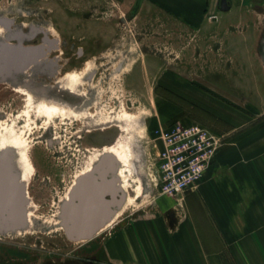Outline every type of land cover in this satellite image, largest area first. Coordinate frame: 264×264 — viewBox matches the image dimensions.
Returning a JSON list of instances; mask_svg holds the SVG:
<instances>
[{
    "label": "rangeland",
    "instance_id": "rangeland-1",
    "mask_svg": "<svg viewBox=\"0 0 264 264\" xmlns=\"http://www.w3.org/2000/svg\"><path fill=\"white\" fill-rule=\"evenodd\" d=\"M215 1L213 12L196 22L154 0H0V45L47 49L18 83H44L71 101L59 79L74 71L85 77V95L74 99H81L74 101L78 112L51 117L37 115L25 93L0 83V137L14 128L34 165L23 184L26 227L0 230V264H115L105 248L109 228L147 214L161 195L154 184L155 128L198 123L223 141L234 128L236 141L245 130H264V0L235 1L229 11ZM227 109L233 120L222 118ZM124 110L145 122L136 130L142 191L132 173L130 199L108 230L71 240L61 219L65 195L105 146L126 133L117 119Z\"/></svg>",
    "mask_w": 264,
    "mask_h": 264
},
{
    "label": "crops",
    "instance_id": "crops-1",
    "mask_svg": "<svg viewBox=\"0 0 264 264\" xmlns=\"http://www.w3.org/2000/svg\"><path fill=\"white\" fill-rule=\"evenodd\" d=\"M154 1L196 22L213 12L216 2ZM235 1L244 6L247 0H230L231 9ZM225 112L222 118L233 120L230 110ZM234 130L225 133L227 138L195 190L156 195L147 214L123 218L109 228L105 248L110 261L264 264V130H245L237 141L230 137Z\"/></svg>",
    "mask_w": 264,
    "mask_h": 264
},
{
    "label": "water",
    "instance_id": "water-1",
    "mask_svg": "<svg viewBox=\"0 0 264 264\" xmlns=\"http://www.w3.org/2000/svg\"><path fill=\"white\" fill-rule=\"evenodd\" d=\"M220 9H231L230 0H220ZM42 45L4 43L0 45V76L12 69H24L46 55ZM119 160L103 154L93 168L79 176L61 209L62 225L71 240H87L107 224L126 201L117 171ZM25 190L18 182L8 156H0V230L24 223Z\"/></svg>",
    "mask_w": 264,
    "mask_h": 264
},
{
    "label": "bare ground",
    "instance_id": "bare-ground-1",
    "mask_svg": "<svg viewBox=\"0 0 264 264\" xmlns=\"http://www.w3.org/2000/svg\"><path fill=\"white\" fill-rule=\"evenodd\" d=\"M3 31H4L3 26H0V33ZM45 45L51 46V43L49 44L46 43ZM42 60L43 61L49 60L50 65L55 64L53 60H50L49 58H45ZM55 65H56V67L54 66L55 71L59 72L60 65H58L57 63ZM34 66H36V64ZM30 68L31 67H29L28 69ZM24 69H18V70L12 69L8 71L7 73L0 76V83H3V82L8 83L12 85L14 88L25 93V95L27 96L28 103L31 106L35 107L37 111V115L45 114L51 117L61 112L62 113H72V112L77 113L78 112V109L71 101L65 100L62 97L55 95L53 92H51V87H48L44 83L42 84L36 83V85L34 86L29 85L28 82L18 83L19 75L28 70V69L26 70ZM84 79H85L84 71L82 73L79 71H74V72L67 73L64 77L59 79V81L63 83V85L61 86L62 90L67 92L70 95V99H72L75 96L81 97L83 94L85 95V93H83V89L81 88V85ZM117 114L119 116V118H117L118 122L126 133L118 137L114 141V143H112L111 145L105 146V148L103 149V152H101V154H99L98 156L100 157L105 153H111L117 157L120 163L117 173L120 176L121 184L127 195L129 188L131 186L130 184L131 181H130L129 176L132 173L137 174L136 178H137L138 192H141L143 188V183H142L141 175L139 172L140 171L139 160L141 158V154L138 149V144H137L138 142L136 141V138H137L136 130H138L139 128L141 129V127L145 126V122L143 119H141V116L135 115L136 113L133 114L126 110H124L123 113L121 114L120 113H117ZM2 155H6L10 158L13 171L18 179V182L22 186L23 184H27L28 177L32 174L34 165L29 156V153L27 152L24 146L22 137L18 133L15 132L14 128H11L6 134H3L0 137V156ZM98 156L96 157L95 161L89 165L86 171L84 170V172H82L79 176L90 171L93 168L95 163H97V161L100 159ZM70 189L69 191H67L65 195L64 202L69 197ZM128 198L130 199L129 196ZM27 209H30V208H27ZM122 211H123V207L118 209L117 214L115 215L113 220L109 224H107L104 228L100 229L97 233H100V231H103L108 226H110L115 221V219L118 217V215L120 216V213ZM27 217H28V223L30 225L32 221L31 212H28ZM24 227H26L25 221L21 225H18L13 228L4 229L3 231L17 229L16 232L20 233L24 231Z\"/></svg>",
    "mask_w": 264,
    "mask_h": 264
},
{
    "label": "built area",
    "instance_id": "built-area-1",
    "mask_svg": "<svg viewBox=\"0 0 264 264\" xmlns=\"http://www.w3.org/2000/svg\"><path fill=\"white\" fill-rule=\"evenodd\" d=\"M153 141L154 184L166 195L196 188L223 144L210 128L178 121L155 128Z\"/></svg>",
    "mask_w": 264,
    "mask_h": 264
},
{
    "label": "flooded vegetation",
    "instance_id": "flooded-vegetation-1",
    "mask_svg": "<svg viewBox=\"0 0 264 264\" xmlns=\"http://www.w3.org/2000/svg\"><path fill=\"white\" fill-rule=\"evenodd\" d=\"M63 96L64 97H68V96H66V93H63ZM76 97V96H75ZM75 97L73 98V99H71V102L74 104V101H77V103H81V97L80 96H77V97H80V98H78V99H76V100H74L75 99ZM69 99V98H68ZM70 100V99H69ZM75 106H76V104H74ZM77 107V106H76ZM74 127V126H73ZM87 130H89V129H87Z\"/></svg>",
    "mask_w": 264,
    "mask_h": 264
}]
</instances>
